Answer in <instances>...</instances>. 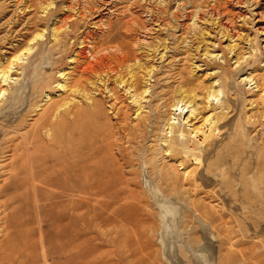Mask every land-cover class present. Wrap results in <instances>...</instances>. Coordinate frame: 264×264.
<instances>
[{
    "label": "rangeland",
    "instance_id": "1",
    "mask_svg": "<svg viewBox=\"0 0 264 264\" xmlns=\"http://www.w3.org/2000/svg\"><path fill=\"white\" fill-rule=\"evenodd\" d=\"M228 1L0 0V264H264V0Z\"/></svg>",
    "mask_w": 264,
    "mask_h": 264
},
{
    "label": "bare ground",
    "instance_id": "2",
    "mask_svg": "<svg viewBox=\"0 0 264 264\" xmlns=\"http://www.w3.org/2000/svg\"><path fill=\"white\" fill-rule=\"evenodd\" d=\"M99 2V1H98ZM92 4V3H91ZM99 4V3H98ZM228 4H229V1L227 0V1H225V0H216V4L215 5H213L212 7H210L211 8V10L212 11H215V12H218V11H220V9L221 8H227L228 7ZM103 5V4H102ZM99 6H100V4H99ZM93 7H95V6H93ZM92 7V8H93ZM97 7V6H96ZM103 7V6H102ZM86 8V7H85ZM88 8V7H87ZM96 9V8H95ZM102 9V8H101ZM92 10V9H91ZM100 10V9H99ZM165 10H166V8H165ZM88 11V10H87ZM101 12V11H100ZM109 28V27H108ZM119 50V49H118ZM127 53V52H126ZM7 74H8V72H7ZM9 76V75H8ZM9 78H11L10 76H9ZM8 80V77L7 76H5V74H3V72L2 71H0V82H6ZM4 95H5V91H2L1 90V86H0V101L3 99V97H4ZM208 96H210V95H208ZM211 97V96H210ZM208 102H210L209 101V99H208ZM184 106H181L180 104H177L176 106H175V108L173 109V111L176 113L175 115H179V116H181V115H183V114H188V113H190V115H196L197 114V111H195V110H185L186 108L188 109L189 107L188 106H186V107H184ZM190 117V116H189ZM188 117V118H189ZM187 118V119H188ZM186 119V120H187ZM223 117H221V116H217V115H214V116H208L207 118H205V122L204 123H210V124H212V125H214V126H217L218 125V123H221V122H223ZM42 124V123H41ZM185 124H187V123H185ZM180 129V128H179ZM178 129V130H179ZM194 132V131H193ZM192 132V133H193ZM176 133V132H175ZM3 136V135H2ZM179 138H181V140L184 142L185 141V135H184V133H183V131L181 132L180 131V134H179ZM182 142V143H183ZM14 143V142H13ZM16 143V142H15ZM176 143H178V140H176ZM208 144V146H212L213 145V143H211V142H209V143H207ZM181 146V145H180ZM12 147V146H11ZM168 151V150H167ZM166 151V152H167ZM173 152V151H172ZM174 152H178V150L177 149H175L174 150ZM9 153H11V151L9 152ZM183 153V152H182ZM7 155V154H6ZM12 155V154H11ZM10 155V157H12ZM7 157V156H6ZM85 177V176H84ZM80 179V178H79ZM87 181V180H86ZM85 184V183H84Z\"/></svg>",
    "mask_w": 264,
    "mask_h": 264
}]
</instances>
